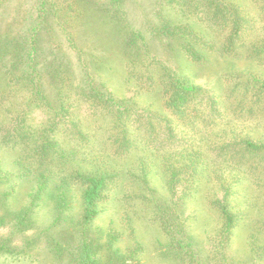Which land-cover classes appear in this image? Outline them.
Wrapping results in <instances>:
<instances>
[{"label": "trees", "instance_id": "16d2710c", "mask_svg": "<svg viewBox=\"0 0 264 264\" xmlns=\"http://www.w3.org/2000/svg\"><path fill=\"white\" fill-rule=\"evenodd\" d=\"M67 1L57 8L56 1L37 0L22 19L15 15L7 29L0 27V147L9 148L13 156L12 169L0 159L2 221L8 223L14 216L17 228L24 230L40 206L37 202L43 204L51 195L55 216L41 230H55L66 220L74 191H80L81 225L89 227L103 211L100 202L125 175L152 189V164L159 158L176 209L180 186L185 191L179 200L185 202L201 185L213 184L212 205L221 221L219 246L229 245L232 231L244 225L245 212L235 204L241 186L264 176V163L250 164L255 159L264 162V140L238 134L231 115L248 96L255 99L250 111L264 102V79L252 74L240 81L237 75L225 74V81H237L235 85L228 90L221 81L220 88L213 89L197 84L192 78L196 69L186 68L204 67L217 57L264 64V36H258L264 25L258 27L251 8L257 3L264 10V0H150V7L149 0ZM154 7H159L160 18L149 22ZM69 13L73 20L65 19ZM162 48L173 53L167 62L180 59V70H173L158 55ZM118 59L124 61L128 83L140 81L143 68L154 67L147 71L151 84L141 90L159 86L160 110L108 90L102 73L109 75ZM22 90L24 105L19 103ZM231 98L236 104L234 109L230 103L233 110L226 106ZM81 106L88 114H82ZM38 111L45 112V121L35 122ZM208 117L222 122L215 124ZM200 119L203 125L198 128ZM133 154L135 165L127 168L125 162ZM10 199L24 204L14 209ZM151 200L168 238L166 244L157 240L168 247L165 256L177 264H201L204 260L180 214L170 204H159L155 195ZM79 224L74 229H82ZM258 234L252 233L251 246ZM83 235L88 237L86 231ZM68 240L52 239L54 244L43 251L68 264H130L145 251V245L137 242L126 255L113 246L120 241L117 237L96 248L87 238L75 249ZM0 250L23 253L2 243Z\"/></svg>", "mask_w": 264, "mask_h": 264}, {"label": "rangeland", "instance_id": "374dc122", "mask_svg": "<svg viewBox=\"0 0 264 264\" xmlns=\"http://www.w3.org/2000/svg\"><path fill=\"white\" fill-rule=\"evenodd\" d=\"M3 1V0H2ZM57 3V8L66 5L67 0H53ZM147 3L146 0H137V3ZM37 0H4L0 2V27L7 29L10 22L19 16L23 17L24 12L29 8H34ZM5 6H4V5ZM150 7V0L147 4ZM260 4L251 3V8L253 9V14L257 20L258 27L264 25V10H261ZM33 10V9H32ZM159 7L152 10L153 14L149 22L153 19H159L160 15L157 13ZM70 12V11H69ZM30 13H33L30 12ZM75 18V16H74ZM65 19L73 20L72 13H69V17ZM55 20V21H54ZM54 23L61 20L53 19ZM18 24L15 21L14 25ZM264 27V26H263ZM85 32L88 30L83 27ZM53 36V33L50 32ZM260 37L264 36V32L258 35ZM55 35L53 38H58ZM165 48H162L159 52V56L167 62L168 57L172 56V52ZM121 57V56H120ZM119 57V58H120ZM167 57V58H166ZM114 58H112L113 60ZM114 64L111 65V73L103 74L104 82L109 91H111L118 98H133L142 107H150L151 110H160L163 105L162 94L159 92V86L157 84L144 92L141 89L147 88L151 84V80H148V70L151 67H145L143 71V76L140 81H132L128 83L126 81V67H124V61L118 59L113 61ZM173 70H180L181 61L174 58L167 62ZM118 65H121L119 67ZM183 67V66H182ZM196 69L195 76L192 78L197 84H200L206 88L218 89L219 84L223 81L231 89L237 81L226 80L225 74L237 75L238 80H243L248 76L254 74L258 77L264 79V64L257 66L254 63L247 61L245 58L240 60L231 59H221L219 57L214 58L211 63L204 67H196L191 65L186 68V70ZM238 75L242 76L239 77ZM157 76L154 75V81L156 82ZM148 80V81H147ZM232 84V85H231ZM227 88L224 92L222 98L229 95ZM160 93V94H159ZM237 94V93H236ZM26 93L22 90L20 101L21 105H24V100ZM226 99V98H225ZM242 97L240 98V100ZM240 106L237 107V111L232 112L233 119L235 118L237 122L233 123V126L237 128L236 132L241 134V136H250L253 139H263L264 140V102L255 104V107L250 111L251 101H255L254 97L248 96V98H243ZM229 107L230 103L236 108L235 100L233 98L226 100ZM253 103V102H252ZM226 106L224 109H226ZM231 110L232 106H231ZM85 111V106H81L82 114H88ZM226 111V110H225ZM229 113V111L227 112ZM47 115L44 111H38L35 114V122L45 121ZM211 122L218 124L221 123V118L208 117ZM202 119L197 122V127H202ZM180 126H183L182 122H179ZM221 126V125H220ZM217 127V129L220 128ZM183 130L187 133L188 129L185 127ZM144 136V134H142ZM220 135L218 134V137ZM215 138V140L218 139ZM217 142H220L219 140ZM12 151L9 148L0 147V159L4 161L12 169L11 160H13ZM150 153V152H149ZM159 158H155L152 164V180L151 188H146L144 185L135 182L134 179L125 175V177L118 184V187L113 189L110 196L100 202L99 208L103 209L102 213L98 215L89 224V227L81 225V198L80 191H74L75 195H72V203L70 209L64 214L66 220L62 219L64 223L62 226H56L55 230H41L47 227L52 218L55 216V204L54 199L51 195L47 196L45 203L38 201L40 206L30 215V218L26 221L24 230L23 228H17L18 225L15 224V217L5 223L2 221L1 216H4L2 209L0 208V243L11 246V248L18 247L22 250V254L17 255L15 252L10 253L7 251L0 250V264H68L66 259L57 260L49 257L48 254L43 251L48 249L52 242V239L56 241H66L71 242L74 249L80 245L87 238L88 244H91L93 248L101 246V244H106L110 241L111 237L120 238L118 244L113 246L119 247L126 255L127 249L134 248L137 242L143 243L145 246V251L138 257V262L135 260L130 262V264H177L173 262V258L169 255L164 254L168 247L158 244L157 240L166 244L167 237L166 233L162 231L156 214V203L152 201L153 195L156 196L157 202L159 204H171V193L167 187V176L161 167V161ZM136 156L133 154L130 156L125 165L130 168L135 165ZM260 162V163H258ZM264 162L260 159H255L250 162L251 165L261 166ZM250 166V165H249ZM24 182V181H22ZM25 183V182H24ZM200 182L197 184L199 185ZM200 191L188 200H179L180 195L185 191V186H180L178 189V196H175L174 203H178V207L174 208L177 214H180L182 221H185L187 227L186 231L188 235L192 236L194 239L195 247L197 251L200 252L202 256L201 264H219L216 259L222 262H228L229 264H264V259H260L262 253L264 252V227L261 229V222L264 221V176L262 179L253 178L250 183L241 186L238 198L235 201L236 206L245 212L244 225L240 228H236L232 231L230 235L229 245L223 244L219 246L218 240L220 239L218 228L221 226L220 217L216 212V208L212 205V200L214 199L215 188L211 183H205L201 185ZM53 189H55L52 186ZM154 190V191H153ZM193 191V189H190ZM4 192V191H3ZM1 192V194L3 193ZM189 192V191H188ZM11 200V199H10ZM10 205H16L14 209H20L22 207L21 202H15L11 200ZM179 212V213H178ZM80 222L78 226L81 228L74 229V225ZM88 228V229H87ZM81 229V230H80ZM87 229V230H86ZM83 231H86L87 236L83 235ZM120 231V233L118 232ZM252 233L258 234L259 237L253 246L250 245L252 241ZM120 235V237H119ZM255 239V237H254ZM217 242V244H216ZM64 246H67L66 243ZM90 246V245H89ZM16 250V249H15ZM98 248L97 254L101 255ZM171 256V255H170ZM103 258V256H101ZM212 258L214 260H212ZM222 258H229V261L223 260Z\"/></svg>", "mask_w": 264, "mask_h": 264}]
</instances>
